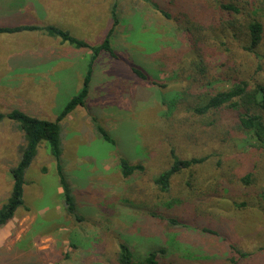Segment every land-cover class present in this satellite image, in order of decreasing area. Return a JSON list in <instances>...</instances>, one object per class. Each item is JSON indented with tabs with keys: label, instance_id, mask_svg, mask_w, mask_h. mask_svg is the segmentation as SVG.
Masks as SVG:
<instances>
[{
	"label": "rangeland",
	"instance_id": "obj_1",
	"mask_svg": "<svg viewBox=\"0 0 264 264\" xmlns=\"http://www.w3.org/2000/svg\"><path fill=\"white\" fill-rule=\"evenodd\" d=\"M153 1L172 8L178 0ZM239 1L243 6L231 25L239 15L257 17L264 25L263 0ZM217 2L180 0L174 6L202 21L205 12L221 15ZM114 3L120 22L112 45L118 55L99 54L85 104L60 120L61 164L81 217L67 211L58 160L42 141L25 172L24 204L0 227V240H6L8 250L0 251V263L119 264V244L125 242L136 258L164 247L161 264H230V244L249 252L239 264H264V144L238 128L235 110L199 116L192 109L207 100L213 87L228 85L229 77L264 81V34L257 50L249 52L232 26L226 31L219 24L222 19H211L210 36L221 33L220 43L210 39L205 44L208 60L201 72L189 65L188 37L175 22L184 15L175 10L178 16L168 19L150 1L49 0V6L40 4L39 17L56 19L63 29L95 45L111 26ZM202 6L205 10L200 11ZM20 38L23 45L33 42L30 34ZM60 38L58 46L68 47ZM75 48L71 59L61 60V65L69 59L73 63L67 69L71 77L57 70L56 94L47 100L41 93L48 86L34 85L32 74L26 78L21 70L0 67V112L19 109L32 115L37 98L47 113L41 118L57 119L81 88L89 63L91 50ZM178 94L181 99L174 103ZM93 117L115 142L99 134ZM25 141L16 122L0 121V206L11 190L10 168L18 163ZM172 149L183 158H208L177 173L165 193L154 179L170 166ZM121 157L142 163L143 171L123 176ZM249 172L251 182L245 183L242 177ZM170 217L186 225L171 223ZM8 255L10 261L5 260Z\"/></svg>",
	"mask_w": 264,
	"mask_h": 264
},
{
	"label": "trees",
	"instance_id": "obj_2",
	"mask_svg": "<svg viewBox=\"0 0 264 264\" xmlns=\"http://www.w3.org/2000/svg\"><path fill=\"white\" fill-rule=\"evenodd\" d=\"M150 1L152 6L165 15L168 19L173 18L176 14H183V17H179L175 22L180 23V27L183 28L185 34H187V41L190 44L188 48L189 65L192 69L203 72L205 70L204 61L208 60L205 58L206 45L210 39L216 43H220L221 33L219 36L211 37V27L215 21H222L219 23L223 25V29L233 27V34H236L238 39L244 41L243 48L249 52H255L261 42L263 41L264 25L261 20L257 17L250 16H236L235 26L231 25L234 15H237L242 8V4L239 0H217L215 4L217 12L221 15L204 13L202 21L193 20L190 17L194 16L191 11H184L180 8L175 9L176 4L180 2L178 0L173 5L170 4L164 8H161L159 3L153 0ZM166 3H170L173 0H165ZM243 2H251L250 0H242ZM264 1V0H263ZM255 2V0H253ZM240 3V4H239ZM166 5V4H165ZM186 7V4H184ZM166 7V8H165ZM202 9L198 8L200 11ZM169 8L171 10H169ZM176 10V14L173 11ZM205 10V9H204ZM198 13V12H197ZM117 3H114L111 8V26L108 29L104 39L99 44H91L88 41L78 38L72 35L68 30L60 28L55 25H48L41 27L39 25H21L16 27L0 26V32H14L23 29H45L50 35L59 36L63 41L74 44L78 47H88L91 50L89 63L87 66L86 73L83 78L82 86L77 93H75L61 109L57 119L41 118L34 115H30L19 109H12L8 112H0V121L4 118L12 119L19 125V128L24 132L25 145L21 147L20 158L16 165L10 168L12 175V187L8 194L7 199L0 206V227L8 223L16 214V210L24 204V185H25V172L30 166L34 156L37 153L38 146L42 141H47L50 145L51 153L58 160L57 172L60 177V185L62 186V196L65 202L67 211L81 217L77 214L76 201L72 193L71 184L67 178L61 164V123L60 120L65 118L71 111L77 106L84 105L89 94L90 85L92 81L93 66L95 60L99 54L103 51L109 52L111 55L117 56V52L114 50L112 45V38L116 31V27L120 22ZM218 15V16H216ZM178 16V15H176ZM195 18L198 17L194 16ZM213 19V20H211ZM207 20V21H206ZM199 36H195V34ZM235 36V35H233ZM225 55V54H224ZM223 55V57H224ZM133 69L138 74L145 76V74L137 67L133 66ZM229 84L223 87H213L210 92V96L204 103L195 105L193 113L199 116H206L212 113H221L223 110L232 109L238 112L237 126L239 129H243L253 136L261 143L264 144V81L262 80H251L249 78L240 77L238 75L228 78ZM180 98L179 94L176 96L174 103ZM96 129L100 135H102L108 141L115 142L114 138L110 135L108 130L93 117ZM172 162L169 167L165 168L155 179L154 183L158 186L161 192L168 193L171 190L172 178L179 172L192 168L193 165L204 162L208 156H193L183 158L174 149L171 150ZM120 169L123 176H130L136 170L143 171L144 165L142 163H131L124 157L120 158ZM252 173L249 172L242 177L245 183L251 182ZM155 214V213H153ZM171 223L186 225L185 223L177 220L176 218H169ZM230 249L234 252L228 260L230 264H239L240 258L247 257L249 252L243 251L237 248L235 245L230 244ZM166 249L164 247L152 249L146 252L141 257H135V252L131 247L121 242L119 244L118 262L119 264H161L159 258L160 253H164ZM8 261H10L7 258Z\"/></svg>",
	"mask_w": 264,
	"mask_h": 264
},
{
	"label": "crops",
	"instance_id": "obj_3",
	"mask_svg": "<svg viewBox=\"0 0 264 264\" xmlns=\"http://www.w3.org/2000/svg\"><path fill=\"white\" fill-rule=\"evenodd\" d=\"M48 2L49 0H0V26L55 25L64 28L56 19H50L51 21L48 22L44 18L45 15L40 19L39 15L42 13L40 4L49 6ZM50 8L53 10L52 13L57 12L53 6ZM45 12L50 13V9L45 8ZM41 32L42 30L39 29L0 32V67H3L8 72L9 70L13 72H15L14 70H21L24 72L23 77L26 76V78L32 74L33 77L31 79L36 78L34 85L48 86L47 93H44V91L41 93V99L47 100L56 94L55 86L58 83L57 76L59 75L57 74V70H62L67 77H71L67 69L69 65L73 64L70 59L71 54L74 53L73 51H76V46H70L72 45L71 43H66L68 47L58 46L56 43L58 36L50 35L47 31L42 32L43 34ZM22 34H30L33 42L23 45V40L20 38ZM67 57H70L69 62L61 65V60ZM93 76L94 74H92L91 84L93 82ZM37 101L38 99L35 98L34 104H32L35 108L31 114L41 117V114L44 115L47 113L42 107V104L37 103ZM5 241L0 240L1 252L8 251L4 248ZM9 255L5 260L7 258L11 260V256ZM0 258L3 262V254L0 255Z\"/></svg>",
	"mask_w": 264,
	"mask_h": 264
}]
</instances>
